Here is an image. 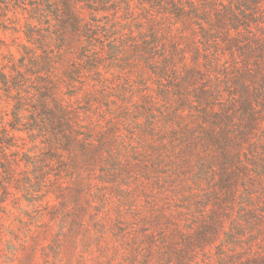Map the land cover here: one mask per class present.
Wrapping results in <instances>:
<instances>
[{
	"label": "rangeland",
	"instance_id": "rangeland-1",
	"mask_svg": "<svg viewBox=\"0 0 264 264\" xmlns=\"http://www.w3.org/2000/svg\"><path fill=\"white\" fill-rule=\"evenodd\" d=\"M189 1L209 9L204 21L176 19L150 0L76 2L77 28L66 18L59 29L50 14L48 104L67 108L74 137L63 163L46 161L38 176L22 153L63 146L44 117L36 122L37 95L26 100L12 132L18 151L0 167V264H248L264 248L245 229L250 213L264 224L255 169L264 166V94L255 98L244 76L257 70L247 33L261 29L232 30L234 46L214 23L220 0ZM19 6L0 0V73L13 75L24 59ZM13 97L0 82V129ZM81 140L97 152L83 158ZM232 171L228 193L219 177Z\"/></svg>",
	"mask_w": 264,
	"mask_h": 264
},
{
	"label": "trees",
	"instance_id": "trees-1",
	"mask_svg": "<svg viewBox=\"0 0 264 264\" xmlns=\"http://www.w3.org/2000/svg\"><path fill=\"white\" fill-rule=\"evenodd\" d=\"M19 9L22 12L24 23L21 27L22 34L24 35V43L22 44L23 56L26 58L28 63L22 58L19 60L18 65H14V74L0 73V82L7 88L8 93L12 94L14 102V110L11 113L10 125H3L0 129V167L7 163V157L12 153L11 148L14 151H18L14 144V137L12 132L19 131L17 128L24 119V106L26 100L30 99V96L36 94L38 97V110L40 114L36 117V122L40 120L42 124H45L41 119L47 121V127L51 131L57 133L60 137V142L63 149L56 151L49 150V145L43 153L33 154L30 151L22 153L25 160H34V171L36 174H44V170L41 165L48 161H56V163H63V151L64 148H70L71 141L74 137L72 131V120L69 118L67 108L62 105L59 100L54 99L53 105L48 104V101L53 98L51 86L54 84L55 76V56L47 55L45 51L51 47V27L50 14L55 11L56 18L59 23V29L64 27L65 19L70 18L72 26L74 28L79 27L80 15L75 8L76 2L87 5L88 0H18ZM211 2V1H210ZM213 2V1H212ZM7 4V3H2ZM159 9L163 13H167L176 19L185 17L186 21L201 22L204 21L208 14L209 9H202L200 6L192 1L183 3V0H150L148 3ZM220 8L214 9L216 17L214 23L216 28L224 29L225 36L229 38V44L238 46V41L233 38L232 30L239 31L238 27H244L252 29L251 24L261 29L260 34L247 33V54L254 55L257 64L256 71L252 73H245V77L249 78L251 82L256 83V88L253 91L255 98L259 99L264 94V7L260 0H239L237 7L234 4V0H220ZM18 6V4H17ZM83 7V5H82ZM45 27V28H44ZM2 30H8L7 27H0ZM15 29V32H20V29ZM43 30L44 33H41ZM153 33V32H152ZM245 38V35H241ZM247 37V36H246ZM37 50L41 51L42 54L37 53ZM28 81H32L37 89L34 92L29 93L26 91ZM34 87V88H35ZM244 90L248 88L243 87ZM263 98V96H262ZM45 128V127H43ZM31 129L30 134L35 135L36 130ZM79 150L83 158L95 154L98 150V146H94L89 143L88 140H81L79 143ZM18 153V152H16ZM53 154V155H52ZM258 174L264 175V166H255ZM4 170V168H3ZM242 171L240 168H236V173ZM232 171L231 175L222 174L219 177L221 185L228 189V193L231 191V185L238 175ZM225 212V211H224ZM249 216L253 219L252 222L246 223L247 237L252 239L256 236L264 237V224L260 223L261 217H256L253 213ZM218 217L217 211L213 213V222ZM236 220L233 222L235 223ZM235 226L240 231L242 228L241 223H235ZM262 237V238H263ZM233 234L231 240H233ZM264 239V238H263ZM264 241V240H262ZM248 264H264V248L255 255L251 256L247 260Z\"/></svg>",
	"mask_w": 264,
	"mask_h": 264
}]
</instances>
